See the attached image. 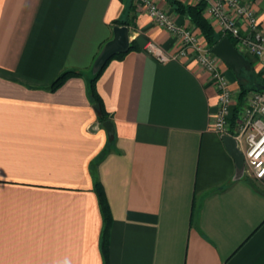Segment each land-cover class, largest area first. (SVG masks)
I'll list each match as a JSON object with an SVG mask.
<instances>
[{
    "label": "crops",
    "instance_id": "obj_1",
    "mask_svg": "<svg viewBox=\"0 0 264 264\" xmlns=\"http://www.w3.org/2000/svg\"><path fill=\"white\" fill-rule=\"evenodd\" d=\"M245 1L264 31V0ZM126 4L0 0V264H103L97 181L114 218L110 264H264V180L213 130L218 94L195 56L160 62L145 49L180 46L145 9L129 25L140 49L97 81L115 133L100 123L86 83ZM220 66L237 93L236 73ZM66 69L83 75L50 90Z\"/></svg>",
    "mask_w": 264,
    "mask_h": 264
},
{
    "label": "built area",
    "instance_id": "obj_2",
    "mask_svg": "<svg viewBox=\"0 0 264 264\" xmlns=\"http://www.w3.org/2000/svg\"><path fill=\"white\" fill-rule=\"evenodd\" d=\"M140 1L150 18L177 36L180 42L179 48L174 51H166L153 41L147 42L145 49L160 62L181 60L191 54L195 56L200 67L210 74L218 94L213 130L235 138L244 155L246 175L255 180H264V89L253 91L244 102L246 104L234 113L237 96L220 66L223 60L212 53L201 35L186 25L178 24L157 2ZM192 1H204L205 16L209 17L215 28L223 34H229L240 52L247 51L262 62L264 77V31L255 7L245 0Z\"/></svg>",
    "mask_w": 264,
    "mask_h": 264
},
{
    "label": "trees",
    "instance_id": "obj_3",
    "mask_svg": "<svg viewBox=\"0 0 264 264\" xmlns=\"http://www.w3.org/2000/svg\"><path fill=\"white\" fill-rule=\"evenodd\" d=\"M169 5L173 8V10L179 14H183L186 16L190 23L195 26L199 32L201 33V36L203 37L204 41L209 45V47H212L218 40H220L223 36L227 35L231 40L233 41L232 37L229 34H223L219 30H217L214 26V24L211 22L209 17L205 16L204 9H205V2H197V3H187L182 0H166ZM134 0H127L126 9L124 11V16L118 20H116V23L122 24V25H130L134 26L133 18H134V11L135 6ZM140 47L137 44V40L133 39L131 41L130 48L127 52L132 50H139ZM125 53H119L114 55L110 60L113 58H123L127 54ZM108 60L105 65L102 67L101 70H99L97 73H93L92 77L89 79L87 84V93L90 101L93 104H99L100 107L98 108V119L100 123H103L106 120H111L109 114L107 113L105 109L104 102L102 100V97L99 96V92L97 89V81L99 77L101 76L102 72L106 68L107 64L110 62ZM248 71H252L255 73L253 62L249 61L248 66L242 70L241 73L236 74V78L238 79L239 83V94H238V103L242 104L243 99L251 89H264V78L260 77L261 74L256 73L259 81H253V82H247V76H245V73L247 74ZM83 73L80 70L76 69H66L64 71H61V73L58 75V77L51 83L49 86L50 90H56L61 84H63L68 78L73 76H82ZM259 86H263V88H259ZM113 138V137H112ZM109 148V147H108ZM108 148L106 147L102 154L99 156L98 160L94 163H92V166L95 164H98L100 161V158H102L105 153L107 152ZM95 185V191L98 195L99 204L101 208V212L103 214V229L100 239V247L103 257V264H110V232L113 224V215L111 211V207L108 201V197L106 194V191L104 189L103 184L100 181H97Z\"/></svg>",
    "mask_w": 264,
    "mask_h": 264
},
{
    "label": "water",
    "instance_id": "obj_4",
    "mask_svg": "<svg viewBox=\"0 0 264 264\" xmlns=\"http://www.w3.org/2000/svg\"><path fill=\"white\" fill-rule=\"evenodd\" d=\"M112 32H114L113 38L105 43L96 57L92 67V73H97L101 70L105 63L114 55L125 53L130 48L132 40L130 39V27L128 25L117 24L113 27ZM229 39L230 38L227 35L223 36L211 47V51L220 57L234 73L239 74L248 66L249 60ZM259 88H263V86H259ZM99 107V104H95L96 109ZM102 125L107 131L106 134L109 136H112L115 133L114 124L111 120L104 121ZM222 138L227 143L231 154L235 157L237 167L244 170V155L238 147V143L235 138L227 134L222 135Z\"/></svg>",
    "mask_w": 264,
    "mask_h": 264
},
{
    "label": "rangeland",
    "instance_id": "obj_5",
    "mask_svg": "<svg viewBox=\"0 0 264 264\" xmlns=\"http://www.w3.org/2000/svg\"><path fill=\"white\" fill-rule=\"evenodd\" d=\"M133 6H135V10L136 11H141V10H144V8H143V5L141 4V1L140 0H134V5ZM213 23V22H212ZM214 24V23H213ZM215 26V25H214ZM195 33L197 32V34L198 35H201V33L199 32V30L198 29H196V27L195 26H192V28H191ZM217 30H218V28H217ZM254 67V66H253ZM255 70V69H254ZM256 73H259V74H261V76L260 77H263L262 75V71H261V73L260 72H257L256 70H255V73L254 72H252V71H248L247 70V74L245 73V76H247V82H255V81H259V79L257 78V77H255V76H257V74ZM237 77V76H236ZM264 78V77H263ZM237 81H238V79H237ZM238 85H239V83H238ZM230 86H231V84H230ZM231 89L233 90V88L231 87ZM240 88H239V86H238V91H237V93H235L236 94V96H237V106L235 107V109H234V113L235 112H238V110H239V108H240V106H242V105H244V104H246V103H244V102H246V99H247V97H248V95H250L253 91H255V89H251V90H249V92L247 93V95L245 96V98L243 99V102H242V104H239L238 102V94H239V92H240V90H239ZM234 91V90H233Z\"/></svg>",
    "mask_w": 264,
    "mask_h": 264
}]
</instances>
